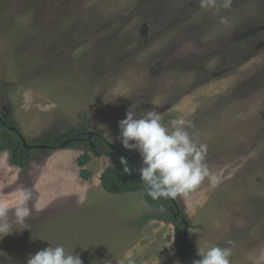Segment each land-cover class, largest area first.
Masks as SVG:
<instances>
[{"label":"rangeland","instance_id":"374dc122","mask_svg":"<svg viewBox=\"0 0 264 264\" xmlns=\"http://www.w3.org/2000/svg\"><path fill=\"white\" fill-rule=\"evenodd\" d=\"M130 105L190 120L208 145L218 182L174 199L192 258L208 244L231 247V264H264V0L219 14L198 0H0V120L27 145L85 126L140 159L119 139ZM65 146L30 149L25 169L0 152V201L17 185L34 194L28 229L0 239V264L49 243L83 264H183L170 213L143 191L107 193L114 159L90 153L78 167L83 147Z\"/></svg>","mask_w":264,"mask_h":264},{"label":"clouds","instance_id":"9594fccd","mask_svg":"<svg viewBox=\"0 0 264 264\" xmlns=\"http://www.w3.org/2000/svg\"><path fill=\"white\" fill-rule=\"evenodd\" d=\"M233 0H198L199 7L211 9L219 14L221 9L231 8ZM220 23H227L220 17ZM130 105L125 118L119 122V139L124 149L136 151L141 159L140 181L146 195L152 200L175 199L198 188L207 178L218 182L206 163L208 145L202 143L190 131L194 125L185 118H176L165 123L162 114L155 109L142 110L138 115ZM123 173L129 175L132 169L125 158L120 159ZM33 191L25 185H17L12 200L0 201V239L28 229L27 221L32 215ZM219 226V225H217ZM231 244V241H228ZM199 259L192 264H231V247L208 245L197 250ZM27 264H83L79 254L49 243L34 255H29Z\"/></svg>","mask_w":264,"mask_h":264},{"label":"trees","instance_id":"16d2710c","mask_svg":"<svg viewBox=\"0 0 264 264\" xmlns=\"http://www.w3.org/2000/svg\"><path fill=\"white\" fill-rule=\"evenodd\" d=\"M10 128L11 123H9L7 120H0V129L7 131L10 130ZM13 133L16 138H10L9 136H4L2 134L0 152L10 151L12 155L10 158V163L25 169L27 166V161L29 160L30 150L23 147L22 137L18 131H14ZM65 141H68L65 147H71L74 145H81L83 147L82 155L76 160L78 167H84L87 163H89L90 153L97 156L105 155L107 157L113 158L114 162L111 164V166L107 167L101 175L100 181L102 188L110 194H126L143 191L144 199L148 205L156 208L163 207L170 213L168 217L172 220L173 225L178 230L176 233V246L178 249H183L181 233L184 227L182 224H180V221L184 219L185 216L174 199L152 200L146 195V189L143 182L140 181L138 169L141 167V159L130 157L134 163L130 162L120 153L113 151L109 147V143L101 135L93 134L89 137V133L85 126L78 130L69 129V131L64 134L51 135L46 139L39 140L37 145H44L45 149L48 150H56L59 149L61 144H63ZM122 157L128 161V165L132 169V173L129 175L123 173V166L120 164V159ZM80 175L84 179L88 176V174H86L84 171H80ZM189 246L190 243L187 240L186 247Z\"/></svg>","mask_w":264,"mask_h":264},{"label":"water","instance_id":"95a60500","mask_svg":"<svg viewBox=\"0 0 264 264\" xmlns=\"http://www.w3.org/2000/svg\"><path fill=\"white\" fill-rule=\"evenodd\" d=\"M11 131H15L14 128H10ZM93 134L92 133H89V137L92 136ZM22 141H23V147L25 149H32V148H37V149H44L45 146L44 145H36L35 147L33 146H29L27 145V143L25 142V140L22 138ZM68 141H65L63 144H61V146H64L65 144H67ZM109 147L117 152V153H120L121 155H123L126 159H128L130 162H133L134 161L132 160V158H130L129 156L125 155L122 153V151H120L118 148L114 147L113 145H111L110 143L108 144ZM139 169V168H138ZM180 224L183 225V232H182V241H183V249H178V253H179V259L180 261L183 263V264H192V261L194 260L192 258V248L190 247L189 249L186 247V243H187V229H188V223L187 221L184 219H182L180 221ZM184 256H186V258L184 259Z\"/></svg>","mask_w":264,"mask_h":264},{"label":"flooded vegetation","instance_id":"af4514ba","mask_svg":"<svg viewBox=\"0 0 264 264\" xmlns=\"http://www.w3.org/2000/svg\"><path fill=\"white\" fill-rule=\"evenodd\" d=\"M33 147H35V146H33ZM186 256H184V258H185Z\"/></svg>","mask_w":264,"mask_h":264}]
</instances>
